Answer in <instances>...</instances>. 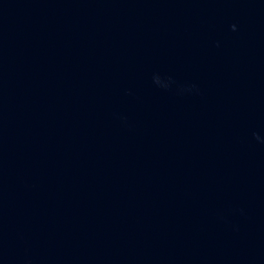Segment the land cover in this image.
<instances>
[{
  "label": "water",
  "instance_id": "95a60500",
  "mask_svg": "<svg viewBox=\"0 0 264 264\" xmlns=\"http://www.w3.org/2000/svg\"><path fill=\"white\" fill-rule=\"evenodd\" d=\"M0 264H264V0H0Z\"/></svg>",
  "mask_w": 264,
  "mask_h": 264
}]
</instances>
